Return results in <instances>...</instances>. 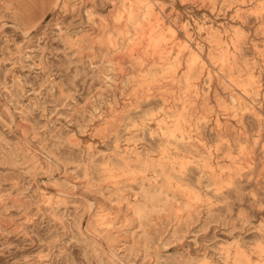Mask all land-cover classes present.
<instances>
[{"label": "rangeland", "instance_id": "374dc122", "mask_svg": "<svg viewBox=\"0 0 264 264\" xmlns=\"http://www.w3.org/2000/svg\"><path fill=\"white\" fill-rule=\"evenodd\" d=\"M0 264H264V0H0Z\"/></svg>", "mask_w": 264, "mask_h": 264}, {"label": "bare ground", "instance_id": "6f19581e", "mask_svg": "<svg viewBox=\"0 0 264 264\" xmlns=\"http://www.w3.org/2000/svg\"><path fill=\"white\" fill-rule=\"evenodd\" d=\"M57 1V0H56ZM59 1V0H58ZM56 3V2H55ZM64 3V2H63ZM125 204V203H124ZM125 220V219H124ZM124 222V221H123ZM126 222H127V220H126ZM122 223V222H121ZM125 223V222H124ZM123 224V223H122Z\"/></svg>", "mask_w": 264, "mask_h": 264}]
</instances>
